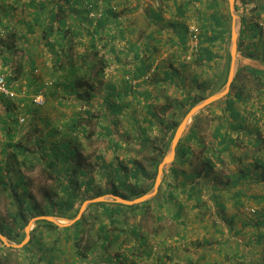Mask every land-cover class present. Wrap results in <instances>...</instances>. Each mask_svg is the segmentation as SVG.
Wrapping results in <instances>:
<instances>
[{
    "label": "crops",
    "instance_id": "obj_1",
    "mask_svg": "<svg viewBox=\"0 0 264 264\" xmlns=\"http://www.w3.org/2000/svg\"><path fill=\"white\" fill-rule=\"evenodd\" d=\"M19 1L24 2V13L16 18L14 9ZM67 1L0 0V7H7L0 11V25L4 24L10 35L28 38L43 28V34L51 28L55 35L62 19L65 51L70 47L80 55L92 44L102 56L105 69L100 91L106 100L130 96L145 100L147 114L164 121L165 117L178 116L194 99L218 94L228 79V39L208 41L219 34L211 17L223 0H94L103 10L96 32L88 30L82 0ZM31 3L34 8L29 7ZM58 6L64 12L54 18ZM243 21L237 49L239 82L235 77L230 91L188 121L185 133L191 139L182 145L190 149L192 140L191 147L202 149L204 156L191 161L189 151L176 157L174 162L181 165L185 161L184 166L178 169L174 164L178 173L171 174L169 181L174 187L164 189L157 205L162 211L157 227L166 235L178 234L187 245L182 259L165 264H264V153L262 156L260 151L264 140L256 133L264 124V108L258 110L264 97L254 96L242 82L244 77L258 76L255 71L264 70V30L254 29V20L243 17ZM192 25L200 29V53L195 60L185 62ZM60 71V76L65 75L66 71ZM139 75L142 77L137 78ZM132 78L134 84H129L135 87L131 88L123 80ZM119 106L109 104L111 110ZM216 149L220 154L215 157ZM189 164L194 167L188 169ZM121 256L112 258L117 261Z\"/></svg>",
    "mask_w": 264,
    "mask_h": 264
},
{
    "label": "rangeland",
    "instance_id": "obj_2",
    "mask_svg": "<svg viewBox=\"0 0 264 264\" xmlns=\"http://www.w3.org/2000/svg\"><path fill=\"white\" fill-rule=\"evenodd\" d=\"M243 2L245 4L241 5L244 6L243 11L240 9L241 16L245 17L248 21L254 20L257 24L261 23L258 27L264 30V0H243ZM23 3V1L16 3V8L14 9L16 12V18L20 16V13L21 15L24 13ZM5 6L6 5L4 4L0 7L1 12L6 10L7 7ZM246 10L247 12H245ZM216 11L217 13L225 16L226 19H229V30L231 34V17L228 11V0H223L221 6L217 7ZM3 25L4 24L0 25V73L4 74L6 79L14 77L17 69H19L21 65V67L24 68V73L23 77L11 86L16 96L12 100H9V103L6 105L2 104V100L0 98V166L2 168V173L4 174L3 179L6 183H15L19 176L24 178L25 182L22 183V185L25 187V191L29 196L24 192V188H15V192L19 199H21L24 203L33 204L35 202L36 205H38L37 208H34V210L27 214L28 222L26 226L36 217L44 216L36 214L35 210H42L46 204L45 198L47 194L56 190L53 185L47 181L45 170L43 169L47 157L45 154H42L40 147L36 148L34 145L36 138L31 129L32 124L36 125L38 129H41V134H44L49 128H51L52 124H56L58 126L61 125L65 121V115L69 117L75 114L84 116L86 118L83 123L86 125L84 132H81V130L78 135H72L70 138H67L66 134L60 136L70 140L72 143L75 142V145L78 147V154L71 164L74 177L79 179V181L85 178H90L92 180V190L87 191L85 187H80L78 196L83 200L82 204L85 201H90L102 196L107 197V200L101 202H113L108 196L113 195L110 193L112 185H116V179L118 177L115 175V168L117 165L122 164L130 169L135 161L139 162L147 171H150L149 167L151 160L158 159V153L162 150L166 139L170 137L171 128L168 126L169 123L173 121H177L179 123L174 131L175 134L182 120L193 106L189 110L188 107L190 105L187 106L179 113L178 116L174 115L165 117L164 121H160L159 116L147 114L144 105L146 102L145 100H136L135 98H132V96L127 97L126 99L112 98L106 100L98 86H96L98 89L96 93L92 94V97L90 96L88 100H77L76 97L65 93V83L61 80V77L58 74L61 72L60 69H56L55 67V59L51 55L53 52H51L46 44V38L43 34L44 28L42 32L38 31L35 33L36 36L31 35V39L26 36L21 39V37L17 35L16 37L9 38L10 34L5 31ZM239 35L240 32L237 36V46ZM32 41H35L34 45L31 44ZM228 41L227 47L229 48L230 35ZM2 44L9 45L12 50H6V47H3ZM6 54H10V57L6 59L7 61H4ZM73 55L75 57L74 60L77 61L76 57L78 54L75 53ZM230 59L231 58H229L228 67ZM31 62L34 63V69L32 70L30 68ZM64 62L65 60L62 59L59 61L60 64L58 63V65H64ZM51 67L52 70L49 71L48 69ZM241 75L242 73H240V76ZM32 77L36 78L35 82H32ZM235 77L236 72L232 78L230 87L234 82ZM238 78L239 75L236 77L235 82L237 80L239 82ZM244 78L245 79H242V82L250 87V90L253 91V95L255 96L257 94V96L263 98L264 70L260 76H247ZM226 82L222 85L220 89L221 91L225 88ZM33 83L35 84L33 85ZM41 84L45 85V87H48L49 89L44 92V89H42L43 87L40 88ZM39 90L40 92H38ZM39 93H42L44 104L41 106H35L33 99ZM261 101H263V103L258 104V110H262L264 108V98L263 100H259V102ZM109 104L114 106L120 105V112H115L114 108L111 110L109 108ZM86 111H88V113H86ZM3 119H5V122ZM205 123L208 124L209 120L207 119ZM187 124L188 121L185 125L186 127ZM5 127L8 128V130L4 129ZM107 127H110L112 130L111 137L119 147L117 151L113 149L110 145L109 138L104 134ZM186 127L183 129L179 138L181 142L185 141L187 134L185 133ZM183 133L185 134L183 135ZM256 133H260V137L264 140V124L260 127L259 131H256ZM26 136L30 137L29 141H25L23 139ZM142 137H145L144 140ZM16 142H19L20 145H26L29 148V151H33L35 160L40 161L39 164L36 162L37 164L34 166L32 160L22 162L20 157L12 160L8 159L6 157V153H12V145ZM244 142L245 141L242 140V143ZM192 143L193 142L191 140L188 145L190 146L189 148L192 156L191 161H194V157L202 158L204 153L200 148L193 149L191 147ZM142 144H144V148H140ZM40 146H42V143ZM169 146L165 155L169 150ZM260 151L263 156L264 142L262 146H260ZM176 157L177 153L175 151L173 161ZM183 166L184 164H177L176 167L179 169ZM192 166L194 167V165L189 164L187 168L189 169V167ZM126 171L127 169L122 170L121 176H123ZM79 173H84L85 175L82 176ZM165 176L167 180L163 182V178ZM128 181V184L133 186V182L130 178ZM169 181H171V174L169 171L164 170L157 192L154 196L143 202L153 198H155V200L149 202L148 205H145V209L136 210L134 212H125V220L128 223V225L124 228L125 231L118 234V239L115 243L110 245L107 244L105 250L99 248L98 245L97 248L89 254V256L85 257L86 261L83 260L84 258L78 257L74 244L70 243L71 240H65L67 233L62 230H53L42 226L38 227V229L36 228L32 233L34 227L36 226L35 222L34 226L30 227L28 236H26L24 228V236L21 238L19 237L16 240H9L5 235L0 233V235L8 241V245H6L2 239H0V241L3 242V245L8 248L7 250L0 252V263L32 264V260H34L35 255H32L31 258L29 253H36L44 241H47L50 244L53 242L58 249H63L62 252L55 254L53 261L57 260V264H61L63 260L66 261V264H92L91 261H87V259L93 254H95L94 260L97 264H112L110 262H100L104 260L106 255L110 256L113 264H140V261L133 262V260H131L132 258L129 259L127 257V259H125L122 256L119 257L117 261H114L113 258L115 259V257L117 255L119 256L121 253H125L126 256L133 253L134 258L139 257L142 259L141 261L145 260L148 264H165L167 261L171 263L174 260H180L182 259L180 255L186 251V242L184 239H181L178 234H173V236H171L162 233L163 229L157 227L156 221L157 216L162 212L157 209V205L161 202V195L164 193L166 183ZM148 183V181L141 179L136 189L143 190ZM152 189L153 186L151 190ZM10 194V188L6 187V189H3L0 186V224L3 223L6 226L14 225L13 220L8 215L9 210L13 209L10 208L9 205L11 201V197L9 196ZM87 207L84 209L83 213ZM139 211L145 212L142 214ZM83 213L80 217H83L85 221L84 234L80 243L81 247L87 243L88 240L86 239L90 238L89 230L91 229L95 231V227L98 225L103 224L107 227L111 226L113 229H122L121 227L123 225L121 226L119 222L114 224V226L109 225L108 220L101 214V209L99 207L91 208L89 213H86L85 215H83ZM56 218L59 219L58 221L71 220L61 217ZM54 224L59 228H63L57 223ZM133 228L137 231L136 235L131 232ZM31 233L44 240L41 241L39 247L38 245H33L30 250L20 251L21 248H23L30 241L32 235ZM143 238H145L144 240L146 243L148 240L160 241L162 244L163 242L164 244L171 242L172 245L176 243L177 247H168V249L164 250L159 255H147L145 252L142 254L139 250V248L142 247H138V244H140V241ZM142 250L148 251V248L145 246ZM161 257H163L165 261L161 262Z\"/></svg>",
    "mask_w": 264,
    "mask_h": 264
},
{
    "label": "trees",
    "instance_id": "obj_3",
    "mask_svg": "<svg viewBox=\"0 0 264 264\" xmlns=\"http://www.w3.org/2000/svg\"><path fill=\"white\" fill-rule=\"evenodd\" d=\"M81 1V0H80ZM97 1V0H95ZM94 0H82V8L83 13L85 14L88 22V30H92L96 32V29L98 25H100V21L103 19V10H101V16L97 20H92L89 17V14L91 11L94 10H100L99 6ZM88 3L91 5L90 9L86 8V4ZM64 4H68L67 0H64ZM244 5L245 3L243 0H235V11L237 14L240 13V6ZM30 8H34V4L31 3ZM64 12V9L62 6L57 7L56 14H54V18L56 16L61 17V13ZM38 14L39 10L35 12V23L38 20ZM211 21L213 22V25L219 30V34L211 37L208 41L214 42L215 40L221 39L222 41L229 39L230 35V27H229V19H226L225 16L215 13L211 17ZM244 24L243 17H241V27H240V35L238 38V49L240 46V40H241V33H242V25ZM254 29L258 28L257 23L252 24ZM64 27V21L61 19L58 28L57 33L53 35V30L50 28L49 31H46V34H44V37L46 38V44L48 48L53 52L51 55L55 59V67L56 69H63L65 72V75L60 76L65 81L64 89L65 93L69 94L71 96L76 97V99H80L83 101L88 100V98L92 94L98 90L96 86L99 87V89L102 87V78L104 76L103 72L105 69V65L103 62L102 56H99L96 49H93L92 44H90L89 51L84 52L83 54L77 55V61L74 60V52L73 48L68 47L65 51L64 45H65V34L63 31H61V27ZM63 29V28H62ZM64 34V35H63ZM10 37H16L15 35H10ZM24 36H21V39ZM53 37V38H52ZM52 39V42L50 41ZM69 40V38H67ZM92 39V37H90ZM61 40V41H60ZM50 42V43H47ZM3 47H6V50H12L9 45L2 44ZM53 48H56L54 50ZM14 50V49H13ZM10 57V54H6L4 57V61H7L6 59ZM65 60L64 65L60 66L58 65L60 60ZM60 64V63H59ZM22 66V65H21ZM19 67L17 69L16 74L14 77H9L6 79L7 84L9 88L12 89V85L18 82L21 77H23L24 68ZM31 70L34 69V63L31 62L30 66ZM239 71V70H238ZM237 71V73H238ZM26 73V72H25ZM28 74V73H26ZM25 74V75H26ZM64 74V73H63ZM255 74L260 76L262 72L255 71ZM142 77L139 75L137 78ZM136 78V77H133ZM127 79L125 80L127 82L128 86L133 85V81L135 79ZM136 78V79H137ZM32 82H35V79L33 77L31 78ZM131 82V84H129ZM29 83V81H28ZM35 83H33L34 85ZM92 84V85H90ZM43 87L44 92L47 91L49 88L45 87V85H40V88ZM135 87V86H132ZM131 87V88H132ZM19 90V89H18ZM40 92V90L38 91ZM37 92V93H38ZM2 100V104L6 105L9 103V100L0 97ZM205 100V98H199L194 99L193 102L188 107V110L196 105L197 103ZM121 107V106H119ZM115 109V112H120V109L118 107H113ZM187 112V111H186ZM88 113V111H86ZM5 122V119H3ZM84 120L86 118L82 115L75 114L73 116H67L65 115V121L61 125L52 124L51 128H49L44 134H41V129H38L36 125H31V129L35 134V147L42 150V154L47 157V160L45 161V165L43 166V169L45 170V174L47 177V181H49L53 187L56 189L51 193H48L45 202L46 204L40 209H36L35 213L39 215L44 216H52V217H61L66 219H73L76 217V215L79 213L80 208L82 206L83 200L79 198L78 191L79 188L85 187L86 190H92V180L90 178H85L83 180L76 179L73 175L71 164L74 158H76L78 154V147L75 145V142H71L70 140L60 137L63 134L67 135V138H70L75 135H78V133L84 132L86 125L83 124ZM49 124V123H47ZM177 121H173L169 123V128H171V134L170 137L166 139L162 150L158 153V159H152L150 162L149 170L147 171L139 162H133V166L128 169L125 165L119 164L115 168V175L118 177L116 179V185H112L111 194L114 196L120 197L125 200H133L136 198H139L149 192L154 185L156 175H157V168L159 163L162 161V159L165 156V152L168 149V146L173 138L174 131L176 127L178 126ZM49 126V125H48ZM8 130V128H4ZM104 134L109 138L110 145L113 147L115 151L118 150L117 143L112 139V130L110 127H107ZM185 133H183L184 135ZM69 136V137H68ZM29 136L24 137L23 139L25 141H29ZM57 138V139H56ZM143 140L145 137H142ZM190 134L187 133L185 140H190ZM42 143V146H40ZM31 148V147H30ZM140 148H144V144L140 146ZM216 149L213 151V156H218L220 154V151L217 153ZM190 149L183 147L181 140H179L177 146H176V153L177 156H185ZM6 157L10 160L15 159L17 157H20L22 162L32 160L34 166L35 164H39L40 161H36L34 157V152L29 151V148L26 145H20L19 142H16L12 145V153H6ZM40 159V158H39ZM37 162V163H36ZM177 164V162H171L169 164L165 165V171L171 172L170 174H177L176 169L173 167L174 164ZM181 163H185V161H181ZM10 164V163H9ZM127 169V171L124 173L123 176H121V171ZM182 173V172H181ZM82 176H84V173H79ZM3 173L2 168L0 166V186L3 189L10 188L11 194L9 195L11 197V201L9 203L10 209L9 210V217L13 220V226H6L5 224L1 223L0 226V233L5 235L9 240L13 239L16 240L17 238H21L24 236V228L26 227V224L28 222L27 214L34 210V208H37L38 205L34 202L33 204L30 203H24L19 199L15 192V188H24L22 183L25 182L24 178L22 176L18 177V180L13 183H6V181L3 179ZM175 177V176H174ZM129 178L133 182V186L128 184ZM146 180L148 181V185L143 190H137L136 187L139 185L140 180ZM11 180V179H9ZM166 176L163 178V182H165ZM174 185L171 182H167L164 189L173 188ZM165 193V190H164ZM28 195V193H26ZM101 195V194H98ZM29 196V195H28ZM27 196V197H28ZM172 197V196H170ZM168 198V197H167ZM155 198L148 200L146 202L133 204V205H124L121 203L111 202H98L93 203L87 207L83 215L86 213H89L90 209L93 207H99L101 209V214L108 220V224L114 226L116 223L121 224L122 229H113L111 226L106 225H98L95 227V231L89 230L90 238L86 239L88 240L86 244H84L82 247L80 246V243L82 241V237L84 234V218H80L78 221H76L72 226L69 227H63L59 228L57 227L53 222L47 221V220H38L36 221V226L34 227L32 233L35 231V229L38 227H45L53 230H62L65 233H67L65 240H71V244H74V247L76 248V254L78 257L84 258L83 260L86 261L87 256L92 253V251L97 248L99 245V248L104 249L106 248L107 244L110 245L112 243H115L118 239V234L123 233L125 231V227L128 225L127 221L125 220V212H134L136 210L145 209L144 206L148 205L149 202L154 201ZM170 200V199H169ZM166 202V201H165ZM140 213H144L145 211H139ZM122 218V219H120ZM123 230V231H122ZM132 234L136 235L137 231L133 228ZM31 233V234H32ZM44 239H41V237H36L33 234L31 235L30 241L21 248L20 251L24 250H30V248L33 245L41 244V241ZM99 242V244H98ZM145 242V243H144ZM142 244H140V247L145 248L147 247V243L144 240ZM144 246V247H143ZM142 248H139L141 253L144 252L149 255L151 254L150 251H143ZM3 245V242L0 241V252L3 250H7ZM13 249V248H9ZM18 250V249H16ZM62 252L63 249H58L52 242V244L48 243L47 241H44L43 244L39 247V250L36 253H29L31 255H35L34 260H32V264H39L40 262L45 264H53L52 260L55 258V254L57 252ZM30 252V251H29ZM128 252V251H127ZM131 252V251H129ZM2 254V253H1ZM122 254V253H121ZM132 254V255H131ZM128 254H122L125 258H129L135 261L142 260L141 258H134L133 253ZM167 255V254H164ZM163 255V256H164ZM95 254L88 257L87 261H91L92 264H97L94 260ZM112 261L110 259V256L106 255L104 257L103 261H100L101 263H109ZM1 264V263H0ZM29 264V263H27Z\"/></svg>",
    "mask_w": 264,
    "mask_h": 264
},
{
    "label": "water",
    "instance_id": "obj_4",
    "mask_svg": "<svg viewBox=\"0 0 264 264\" xmlns=\"http://www.w3.org/2000/svg\"><path fill=\"white\" fill-rule=\"evenodd\" d=\"M228 11H229V14L231 17V34H230V44H229L231 63H230L229 75H228V79H227L225 88L222 91H220L218 94H215V95L197 103L196 105H194L189 110L187 115L184 117V119L182 120L180 126L177 128V130H176V132L172 138V141L170 143L169 150H168L167 154L165 155V157L162 159V161L158 165L157 175H156V179H155V182L153 185V189L149 193L144 194L143 196L136 198V199H133V200H125V199H122L120 197L113 196V195L108 196L109 198L112 199L113 202L121 203L124 205H133V204L141 203V202L151 198L152 196H154L155 193L157 192V189H158L160 182H161V179L163 177L165 165L171 163L174 159L176 146L178 144V141H179V138L181 136L183 129L186 127L185 125H186L187 121H189L193 117V115H195L200 109H202L203 107H205L209 103L213 102L214 100H216L217 98H219L220 96H222L224 93H226L228 91L230 84H231V81H232V78L234 77V74H235L236 68H237V57H236L237 36L240 32V27H241V18L239 16H237L236 11H235V0H228ZM105 200H107V197L102 196V197H99V198H96V199H93L90 201H85L82 204L80 211L76 215V217H74L71 220H65V224H59V225L61 227L73 225L76 221H78L80 219L84 209L89 204H91L93 202L95 203V202H101V201H105ZM37 220H47V221L56 223V221L59 219L56 217H52V216L36 217L30 223H28V225L25 227L26 236H28V234H29L30 227L31 226L33 227ZM0 239H2L4 244L8 245V241L5 238H3L1 235H0Z\"/></svg>",
    "mask_w": 264,
    "mask_h": 264
},
{
    "label": "built area",
    "instance_id": "obj_5",
    "mask_svg": "<svg viewBox=\"0 0 264 264\" xmlns=\"http://www.w3.org/2000/svg\"><path fill=\"white\" fill-rule=\"evenodd\" d=\"M86 4V8L90 9L91 5L88 3ZM101 16V10H94L91 11L89 14V17L92 20H97ZM188 45L186 48V53L183 56V59L185 62H191L195 60L199 53H200V29L197 26H190L188 30ZM134 82V81H133ZM132 82V83H133ZM134 84V83H133ZM16 96L15 92L9 88L6 76L2 73H0V97L5 98L7 100H12ZM33 103L35 106H41L44 104V99L42 96V93L37 94L34 99ZM170 244V245H167ZM177 247L176 243L173 245L170 243L163 244L160 241H147V248L150 251L151 255H159L164 250L168 249V247ZM170 249V248H169ZM140 264H148L145 260L141 261Z\"/></svg>",
    "mask_w": 264,
    "mask_h": 264
},
{
    "label": "bare ground",
    "instance_id": "obj_6",
    "mask_svg": "<svg viewBox=\"0 0 264 264\" xmlns=\"http://www.w3.org/2000/svg\"><path fill=\"white\" fill-rule=\"evenodd\" d=\"M56 223H58V224H65V221H58V220H57Z\"/></svg>",
    "mask_w": 264,
    "mask_h": 264
}]
</instances>
